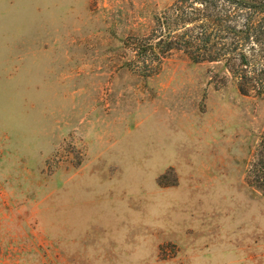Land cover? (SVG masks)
I'll use <instances>...</instances> for the list:
<instances>
[{"label":"rangeland","instance_id":"rangeland-1","mask_svg":"<svg viewBox=\"0 0 264 264\" xmlns=\"http://www.w3.org/2000/svg\"><path fill=\"white\" fill-rule=\"evenodd\" d=\"M171 1L0 0V264H264V100L134 69Z\"/></svg>","mask_w":264,"mask_h":264},{"label":"trees","instance_id":"trees-1","mask_svg":"<svg viewBox=\"0 0 264 264\" xmlns=\"http://www.w3.org/2000/svg\"><path fill=\"white\" fill-rule=\"evenodd\" d=\"M131 44L143 75L180 52L193 64L215 65L240 95L264 100V0H172L154 16L151 35ZM247 175L264 195V131Z\"/></svg>","mask_w":264,"mask_h":264}]
</instances>
